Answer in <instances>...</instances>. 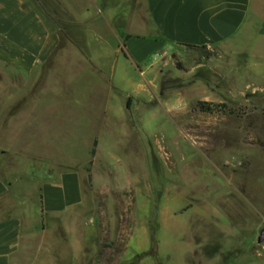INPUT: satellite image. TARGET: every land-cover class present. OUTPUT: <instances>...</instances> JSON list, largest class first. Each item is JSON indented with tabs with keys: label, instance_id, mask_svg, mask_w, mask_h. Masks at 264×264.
<instances>
[{
	"label": "rangeland",
	"instance_id": "obj_1",
	"mask_svg": "<svg viewBox=\"0 0 264 264\" xmlns=\"http://www.w3.org/2000/svg\"><path fill=\"white\" fill-rule=\"evenodd\" d=\"M28 3L60 41L32 72L0 61V160L34 207L66 174L73 221L102 234L87 264H264V65L172 46L136 60L145 0Z\"/></svg>",
	"mask_w": 264,
	"mask_h": 264
},
{
	"label": "crops",
	"instance_id": "obj_2",
	"mask_svg": "<svg viewBox=\"0 0 264 264\" xmlns=\"http://www.w3.org/2000/svg\"><path fill=\"white\" fill-rule=\"evenodd\" d=\"M145 6L155 34L138 38L139 46L130 44L137 39L129 41L138 61L167 46L205 45L214 55L245 56L257 69L264 65V0H145ZM59 41L57 29L28 0H0L1 62L32 72ZM15 168L0 160V264H71L72 258L87 264L89 242L96 248L102 234L86 220L73 221L80 192L63 174L39 186L40 206L34 207L36 191Z\"/></svg>",
	"mask_w": 264,
	"mask_h": 264
},
{
	"label": "trees",
	"instance_id": "obj_3",
	"mask_svg": "<svg viewBox=\"0 0 264 264\" xmlns=\"http://www.w3.org/2000/svg\"><path fill=\"white\" fill-rule=\"evenodd\" d=\"M190 48H194V49H198V50H202L208 57L209 56H211V51L208 49V47L207 46H198V45H188ZM218 130V132H220L219 131V129H217ZM108 262L110 263V262H112V261H110V260H108Z\"/></svg>",
	"mask_w": 264,
	"mask_h": 264
},
{
	"label": "water",
	"instance_id": "obj_4",
	"mask_svg": "<svg viewBox=\"0 0 264 264\" xmlns=\"http://www.w3.org/2000/svg\"><path fill=\"white\" fill-rule=\"evenodd\" d=\"M263 239H264V228L261 231V237H260V240H263Z\"/></svg>",
	"mask_w": 264,
	"mask_h": 264
}]
</instances>
